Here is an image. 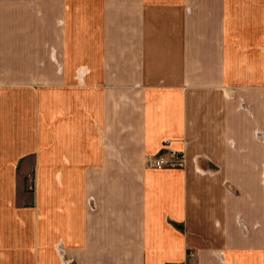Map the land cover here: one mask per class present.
Instances as JSON below:
<instances>
[{
    "label": "crops",
    "instance_id": "obj_1",
    "mask_svg": "<svg viewBox=\"0 0 264 264\" xmlns=\"http://www.w3.org/2000/svg\"><path fill=\"white\" fill-rule=\"evenodd\" d=\"M48 4L0 0V170H72L77 199L10 215L77 234V264H264V0L89 1L72 70L33 47ZM166 139L183 163L147 167Z\"/></svg>",
    "mask_w": 264,
    "mask_h": 264
},
{
    "label": "rangeland",
    "instance_id": "obj_2",
    "mask_svg": "<svg viewBox=\"0 0 264 264\" xmlns=\"http://www.w3.org/2000/svg\"><path fill=\"white\" fill-rule=\"evenodd\" d=\"M89 1L93 0H49L47 10H42L38 15H33L34 19L43 20V22H38L41 25V30L38 33L39 36L35 38L33 47L39 39L44 37L45 41L48 40L49 43V55H46V53L45 55L50 59L56 56V59H59L56 60V65L66 66L72 70L71 67L77 63V47L86 49V44H89L87 37L89 31L85 29L87 25L85 16H80L81 19L77 23V11L86 8L93 10L94 7L89 5ZM77 24L81 25L80 30H77ZM80 38L84 40L82 45L77 43V39ZM100 44L104 46V42ZM33 56L39 57L41 55L34 52ZM36 60L38 62L34 64L35 67L41 64V59ZM50 78L51 81L56 80L54 75ZM38 80L41 81V79ZM28 172L27 169L0 170V229H2L0 234V264H39V261H44L47 264H77V234L71 232L68 234V231L65 233L61 228L55 227V232L50 233L53 235L49 242L46 240L48 231L46 237L41 231L43 218L39 217L38 222L34 223V231H32L31 220L19 215L16 217L10 215L17 209L21 210L20 205L22 204L21 201L15 200L13 194L22 197L24 195H36L39 192L41 196L48 194L49 190L52 189L57 195L59 193L58 189L63 191L65 188V191L59 194L63 197V203L59 207L64 210L68 201H71L74 206L77 199V185L74 186L73 179L70 178L73 175L75 177V174L68 169L56 170V178H59V185L56 186L50 184L53 182V176L51 171H48L46 184L40 186V188L34 171L30 172L28 175L29 181L25 182L24 175ZM10 177L12 180L11 186L6 184V179ZM10 197L12 198L10 199ZM65 200L67 201L64 202ZM11 227H15L16 231L21 229L26 234L28 232V235L21 237L20 242L14 246L4 244L5 234L11 230ZM3 231L6 233H3ZM30 234L33 235L34 239L30 238Z\"/></svg>",
    "mask_w": 264,
    "mask_h": 264
},
{
    "label": "built area",
    "instance_id": "obj_3",
    "mask_svg": "<svg viewBox=\"0 0 264 264\" xmlns=\"http://www.w3.org/2000/svg\"><path fill=\"white\" fill-rule=\"evenodd\" d=\"M163 149L158 153H148L146 156V164L149 168L162 169L181 165L184 160V153L175 149L170 145V139H166L163 144ZM193 251L187 252V258L182 262L169 261L167 264H192Z\"/></svg>",
    "mask_w": 264,
    "mask_h": 264
}]
</instances>
